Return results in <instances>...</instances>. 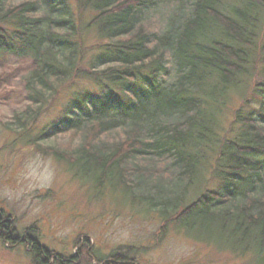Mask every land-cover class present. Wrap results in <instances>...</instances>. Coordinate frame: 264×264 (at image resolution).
<instances>
[{"label": "trees", "instance_id": "16d2710c", "mask_svg": "<svg viewBox=\"0 0 264 264\" xmlns=\"http://www.w3.org/2000/svg\"><path fill=\"white\" fill-rule=\"evenodd\" d=\"M12 1L0 0V54L29 58L38 111L17 116L19 129L72 79L91 80L106 100L72 104L75 116L32 142L77 135L73 158L52 151L79 180L197 242L263 253L264 0ZM0 238L25 244L36 264L79 257L19 236L2 213ZM86 242V264H135L121 248L95 257Z\"/></svg>", "mask_w": 264, "mask_h": 264}, {"label": "rangeland", "instance_id": "374dc122", "mask_svg": "<svg viewBox=\"0 0 264 264\" xmlns=\"http://www.w3.org/2000/svg\"><path fill=\"white\" fill-rule=\"evenodd\" d=\"M148 26L157 30V21ZM87 39L89 46L94 45L92 33ZM89 50L86 59L97 56ZM30 70L29 58L0 54V213L9 218L16 234H32L54 254L78 255L71 264H86L85 240L95 257L121 248L135 257V264H264V252L259 254L251 244L234 252L226 239L197 242L165 226L156 215L132 208L120 195L79 180L69 170L68 160H60L52 151L73 158L77 135L32 142L52 123L75 116L72 104L77 110L84 103L91 108L107 97L91 80L72 79L54 99L45 101L26 131L20 130L16 117L26 108L38 112L25 89ZM0 264L36 263L25 244L0 238Z\"/></svg>", "mask_w": 264, "mask_h": 264}]
</instances>
